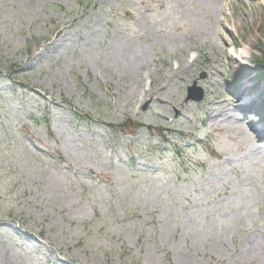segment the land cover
Returning a JSON list of instances; mask_svg holds the SVG:
<instances>
[{
	"label": "rangeland",
	"instance_id": "374dc122",
	"mask_svg": "<svg viewBox=\"0 0 264 264\" xmlns=\"http://www.w3.org/2000/svg\"><path fill=\"white\" fill-rule=\"evenodd\" d=\"M263 50L264 0H0V264H264Z\"/></svg>",
	"mask_w": 264,
	"mask_h": 264
},
{
	"label": "trees",
	"instance_id": "16d2710c",
	"mask_svg": "<svg viewBox=\"0 0 264 264\" xmlns=\"http://www.w3.org/2000/svg\"><path fill=\"white\" fill-rule=\"evenodd\" d=\"M255 68L248 71V77H250L253 81H255L257 84H261L264 82V50L261 52V55L257 57V59L254 60ZM242 76V77H241ZM247 75H244L243 72H240L236 75V79H234V83H240L243 81L244 77ZM143 127H146V125L142 124L141 122H133L130 120H126L122 124L118 125V129H120V132H127V131H133L132 133H137V131ZM149 129H152L148 127Z\"/></svg>",
	"mask_w": 264,
	"mask_h": 264
},
{
	"label": "water",
	"instance_id": "95a60500",
	"mask_svg": "<svg viewBox=\"0 0 264 264\" xmlns=\"http://www.w3.org/2000/svg\"><path fill=\"white\" fill-rule=\"evenodd\" d=\"M199 89H197L196 85L194 84L193 87L189 88L188 90V96L186 98V102L193 100V101H201L203 99V92H201L198 94H195V91H197Z\"/></svg>",
	"mask_w": 264,
	"mask_h": 264
}]
</instances>
